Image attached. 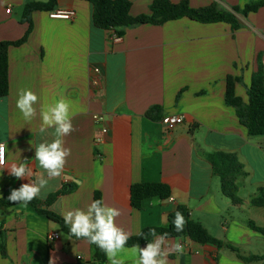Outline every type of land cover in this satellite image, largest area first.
I'll use <instances>...</instances> for the list:
<instances>
[{"label":"crops","instance_id":"crops-1","mask_svg":"<svg viewBox=\"0 0 264 264\" xmlns=\"http://www.w3.org/2000/svg\"><path fill=\"white\" fill-rule=\"evenodd\" d=\"M38 1L48 0H0V42L18 41L27 34L23 8ZM130 1V14L138 16L149 14L155 0ZM188 1L193 8L217 2L231 10L253 0ZM56 9H73L76 15L54 19L50 12L36 11L26 41L9 47V92L0 97V143L7 145L0 199L35 181V174L47 178L34 160L35 148L51 142L54 130L40 133V113L64 99L70 102L75 129L63 137L71 155L62 176L49 180L36 197L45 201L60 193L50 211L63 218L64 212L86 210L100 192L104 204L120 210L115 223L131 237L145 227L166 226L169 215L184 205L190 218L225 246L167 238L169 244L184 247L182 255L172 252L167 257L169 264H264L246 262L235 252L264 255V236L254 228L264 227V208L254 204L264 188V135H250L225 100L229 75L241 79L235 93L246 104L259 57L264 72V7L237 15L241 28L234 32L229 23L184 17L127 27L119 40L94 25L93 6L86 0H57ZM22 89L38 96L31 121L16 107ZM154 106L161 111L148 115ZM95 115L103 120L96 123ZM173 115H183L184 120L169 130L165 119ZM217 152L235 155L242 165L236 180L239 203L222 191L211 162ZM25 160L33 177L17 180L9 175L8 167ZM140 183L166 184L171 196L147 198L136 209L131 187ZM52 233L59 239L50 240ZM0 234L7 251L6 256L0 252V264H49L53 258L56 264H98L87 239L68 236L28 204L0 208ZM125 248L120 253L125 264H136L132 247Z\"/></svg>","mask_w":264,"mask_h":264},{"label":"trees","instance_id":"trees-1","mask_svg":"<svg viewBox=\"0 0 264 264\" xmlns=\"http://www.w3.org/2000/svg\"><path fill=\"white\" fill-rule=\"evenodd\" d=\"M93 6V22L98 28L112 31L117 36H122L125 28L139 24L162 25L168 21L178 20L184 17L190 18L201 23L225 22L231 25L232 31L241 28V23L237 15L247 16L252 12H257L264 7V0H253L243 7L235 6L231 10L223 8L217 2L211 5L193 8L188 0H182L178 3L172 0H155L150 5L149 14L132 16L130 9L132 3L130 0H86ZM57 0H48L47 2H28L24 5L21 22L27 23L29 28L27 34L18 41L0 42V97H4L9 92V60L8 51L10 46H19L23 44L30 31L32 30V15L36 11L51 12L56 10ZM239 77L229 75L226 79V103L236 109L240 123L244 125L248 133L252 136L264 135V72L260 57L258 58V70L252 74L251 83L247 90L248 103H244L242 98L236 95L235 86L240 82ZM153 111H161V108L154 106L148 111V115ZM214 172L220 177L223 193L231 199L233 203H239L237 195L236 180L242 173V165L233 154L217 152L211 157ZM60 193L50 195L45 201L38 198L33 199L28 205L32 206L38 214L45 216L49 220L57 223L62 232L72 236L69 226L65 225L63 218L50 211L48 208L56 200ZM9 196V195H8ZM8 196L0 199V208H10L17 204L8 201ZM171 196V189L163 183H140L131 187V204L139 209L142 202L151 197H159L166 200ZM101 198L100 192H95L94 200ZM19 204V203H18ZM254 204L264 208V188L260 189L258 197ZM180 211L186 224L182 232H176L173 226L175 212ZM256 231L264 236V227H254ZM151 229H155L157 235L167 233V238L189 237L192 241L200 244L212 243L218 247L225 246L223 242L211 236L208 231L197 221L190 218L189 210L184 205H178L169 215L166 226H150L143 228L137 235L131 236L127 242L128 247L134 244H145L152 241L153 237L149 235ZM141 234L147 237V240L141 237ZM81 239V238H80ZM93 248V260L98 264H104L106 255L96 245L91 244ZM230 249H233L229 247ZM0 252L6 256V246L0 234ZM238 257L246 262L263 261L262 256H245L239 251H235Z\"/></svg>","mask_w":264,"mask_h":264},{"label":"clouds","instance_id":"clouds-1","mask_svg":"<svg viewBox=\"0 0 264 264\" xmlns=\"http://www.w3.org/2000/svg\"><path fill=\"white\" fill-rule=\"evenodd\" d=\"M38 102V96L31 90L22 89L18 94L16 107L21 112L24 120L31 121L35 118L37 110L34 105ZM41 120L39 131L45 133L47 129H53L54 139L51 142H42L35 148L34 160L46 172L47 178L39 174L35 181L22 184L18 189H11L8 201L27 205L41 194V190L46 188L49 180L60 178L63 174L67 158L71 155V150L64 147L63 137L75 131L70 112V102L60 99L41 110ZM7 145L0 144V167H4L6 162ZM9 175L17 180L31 178L34 173L27 160L20 163H13L7 168ZM120 210L108 206L102 200L96 199L87 206L86 210L75 209L62 213L65 225L69 226L72 236L77 239H87L89 243L96 245L106 255L108 264H125L120 253L126 250L125 246L129 240V233L119 227L115 220L120 216ZM186 220L180 211L175 212L173 226L176 232H182ZM149 235L153 237L145 247L134 244L131 251L138 257L136 264H169L167 257L175 252L184 253L181 243H171L167 241V233L157 235L155 229H151ZM147 240V237L141 234ZM49 264H56L55 259H51Z\"/></svg>","mask_w":264,"mask_h":264},{"label":"built area","instance_id":"built-area-1","mask_svg":"<svg viewBox=\"0 0 264 264\" xmlns=\"http://www.w3.org/2000/svg\"><path fill=\"white\" fill-rule=\"evenodd\" d=\"M11 9H7V12L10 13ZM76 15V12L75 10L73 9H56V10H53L49 13V16L51 18H54V19H65V20H71L75 17ZM113 39L114 40H119V36H117L116 34L113 33ZM95 72H98V69H95ZM94 120L96 123H100V121L103 120V118L101 116H98V115H95L94 116ZM183 120H184V116L183 115H173V116H170L168 118L165 119V123L167 125V128L169 130H173L176 126L180 125L183 123ZM102 132L103 133H106L107 132V129L105 128H102ZM0 144H3V143H0ZM5 165H6V162H5ZM4 165V166H5ZM3 167H0V169H2ZM49 239L50 240H56V239H59V235L57 233H52L50 236H49Z\"/></svg>","mask_w":264,"mask_h":264}]
</instances>
